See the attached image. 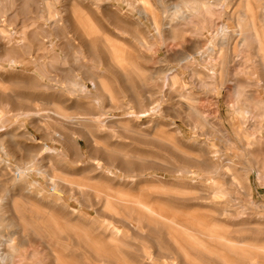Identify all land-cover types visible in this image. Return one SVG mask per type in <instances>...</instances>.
I'll list each match as a JSON object with an SVG mask.
<instances>
[{"label": "bare ground", "instance_id": "1", "mask_svg": "<svg viewBox=\"0 0 264 264\" xmlns=\"http://www.w3.org/2000/svg\"><path fill=\"white\" fill-rule=\"evenodd\" d=\"M224 1L230 2V1H233V0H224ZM235 1L236 2L239 1L240 7L242 9V10H240L241 14L239 15V17L235 16V17H237V23L233 22V23L236 24V26H235L236 29L231 28L224 21L215 20V18L213 17V14L215 12L219 11V10L217 11V9H218L217 7H219V5H218L219 2H217L216 0H192L190 2L186 1L187 5H186L185 13H183V10L180 7V5H175L174 6V5L171 4L173 7H175L176 11L173 13V15L170 16V19H169L168 22H165V20H164L165 23H160L158 21V19H159L158 17H160V16L157 17V15L158 14L160 15L161 12L159 11L160 12L159 13L158 11H156V9H153L154 6H153V8L152 7L150 8L149 7V5H150L149 3H148L149 4L148 6L147 5H143L142 10L140 9V14H145V15L148 14V8L147 7H149L150 9H153V10L156 11V13H152V15H155L158 12V14L155 15L156 16L155 20H153V21H155V23L154 22L153 23L155 25L154 29L156 28L157 32L159 33L158 37L160 38L161 37L160 35H161L163 29L164 30L165 29L168 30L169 32L168 31L167 32L168 33L171 32V34H172V32L176 31L175 29L178 28L177 27L178 25L182 24V26H180L179 28H181V27L183 28L184 26L189 24L188 22H186V19L188 17H190V15L196 14V13L201 11L202 12L201 15H199V14L197 15L199 17L195 16V17H197L199 19H202V21H201L202 22L201 23V29L198 32L195 31V29H196L195 25H196V19L197 18L194 19L195 17L193 15L192 16L194 18L193 17L190 18L191 20H192V18L195 20V21L191 22V25L194 27L193 31H195V33L197 32V34H199V32H200V34L201 35H205V37L207 36L206 34H208V33L213 34L212 41H211L212 45L210 47H208L209 48V52L213 53L215 51V49H218L220 51L218 53L220 67L218 66L219 69L214 71L208 77H210L211 79L213 78V80H215V82H214L215 83L214 84L215 85L214 86V90L215 91H220V90L224 89L225 86L227 85V83L231 82V84H235L237 86L236 87V89H237L236 91H237V94L239 95L241 93V91H242V87L244 86V85L242 86V84H245V83L243 82V79L240 78L239 76H237L236 74H233L232 78H231L230 68L235 62H237L236 59L242 55L241 53L243 52L244 48L252 50L253 51L252 55L257 57L258 64L260 66H262V71H263V73L259 74V75L262 78L261 80L262 81L264 80V12H263V10H264V0H235ZM127 2L129 3V1H127ZM138 2L140 3L141 1H138ZM46 3H45V5L48 7V3L47 4ZM141 3H143V2H141ZM146 3H147V1L145 3H143V4H146ZM161 3H162V1H161ZM52 4L53 3H51V6H52ZM184 4H183V6H184ZM133 5H134V3H133ZM137 5H135V6H137ZM225 5H228V4H225ZM31 6H33V5H31ZM117 7L118 6H116V8ZM29 8H30V6H29ZM155 8H157L156 5H155ZM163 8L166 9L164 6H163ZM167 9H168V7H167ZM175 9L173 8L172 10H175ZM136 11H137V9H136ZM150 11H152V10H150ZM57 12H59V11H57ZM57 12H56V14H57ZM118 12H116V13L120 14ZM231 12L229 13L230 15H231ZM42 13H43V10H42ZM42 13L40 15V18L42 16ZM237 13H236V15H237ZM46 14H48V13H46ZM51 14L53 16V13H51ZM162 14H164V13H162ZM26 15H28V13ZM54 15H55V13H54ZM59 15L60 14H58V17H59ZM73 15L75 16L74 10H73V14L72 15H68V16H71V18L73 19L74 18ZM120 16H122V15H120ZM48 17H47V19H48ZM44 18H46V17H44ZM52 18H49V19H52ZM121 18L123 20V16ZM130 18H131V16H130ZM167 18H169V17H167ZM229 18H231V17L229 15H227L224 19H229ZM57 19H59V18H57ZM68 19L71 20L69 17H68ZM118 19H119V15H118ZM149 19H150V16H149ZM175 19H177L179 21H177V20L175 21ZM199 19H198V22L200 23ZM60 20L58 22H60ZM124 20L126 21V19H124ZM127 20H130V19H127ZM187 20H189V19H187ZM52 21L53 20H51L50 23ZM125 21H124V23L127 22V21L126 22ZM70 22L71 21H69V23ZM36 24L37 23H35V25ZM45 24L43 23V25H44L43 28H45ZM60 24L58 23L56 25H60ZM70 24H72V23H70ZM119 24H121V23H119ZM127 24H128V22H127ZM53 25H51V26H53ZM130 25H133V24L130 23ZM139 25L140 24H138V26ZM146 25H148V23ZM37 26L40 27V25H38V24H37ZM46 26H47V24H46ZM151 26H153V24ZM162 26H163V28H162ZM48 27H47V29H48ZM196 27L198 29V26H196ZM25 28H27V26ZM40 28H42V27H40ZM22 29H24V28H22ZM125 29H126V27H125ZM128 30H130V29L127 28V30H124V31L127 33ZM189 30H187V31H189ZM41 31H43V30H41ZM66 31L64 30V33L66 34L64 36L68 37L69 35L67 36L68 32L66 33ZM122 31H123V29H122ZM21 32L23 33L25 31H21ZM44 32L46 33V29H45ZM130 32H132V31L130 30ZM130 32L128 34H133V33H130ZM190 32H192V31H190ZM48 33H50V30H49ZM58 33L59 34L60 33L64 34L61 31L58 32ZM85 33H86V31H85ZM180 33H179V35H180ZM162 34H164V33H162ZM61 35H59V36H61ZM193 35L195 37V34H192V36ZM149 36H148V40H150L149 38L152 37V36H150V37ZM62 37H60V38H62ZM88 37H87V39H88ZM145 37L146 36H144L143 38H145ZM158 37H156V38H158ZM67 39H66V41H67ZM83 39H84V37H83ZM101 39H100V41H101ZM138 39H140V38H138ZM164 39H165V36H164ZM168 39H171V38H168ZM62 40H63V38H62ZM85 40L86 39H84V41ZM172 40H176V38L172 37ZM66 41H64L65 44L67 43ZM100 41H98V42L95 41V42L96 43H100ZM136 41H137V39H136ZM143 41L144 40H142L141 42H143ZM151 41L152 40H150V42ZM154 41H156V39ZM48 42L50 43V40ZM95 42H91V43H95ZM101 42H103V41H101ZM207 42H208V40H207ZM51 43H53V42H51ZM70 43L71 42H69L68 45H71ZM86 43L89 44L90 42L88 43L87 40H86ZM106 43H108V42L106 41ZM137 43H139V42H137ZM177 43H179V42H177ZM195 43L196 42H194L193 44H195ZM199 43H200V41H199ZM144 44H145V42H144ZM148 44H149V42H147V45H145V46H147V48H148V46H151V44L150 45H148ZM162 44L164 45L163 42H162ZM93 45L92 44L89 45L90 48ZM153 45L155 46L156 44L155 43L152 44V47H150V48H153L154 47ZM186 45H188V44H186ZM94 47H97V45H95ZM108 47L110 48L109 45H108ZM187 47H189V46H187ZM50 48H52V47H50ZM97 48H99V47H97ZM150 48H148V49H150ZM194 48H192L194 50V52H195V50H198V48L196 49L195 46H194ZM182 49H185V47H183ZM110 50H111L110 52H113L114 55H115L113 58L111 57L112 58L111 60L113 62L112 64L114 65L116 71L112 70V68L107 65L108 62L106 63L107 66L105 68H107V67H108V69L111 68V70L117 72L120 77H124V78H126V76L128 78L131 77L132 76L131 72L134 71V70H137V69L135 68L133 70V68H132V69H130V71H131L130 72L129 68H127L123 64L122 54H120L118 52V50L112 49V47H111ZM136 50H138V49H136ZM151 50H153V49H151ZM188 50L190 51V49H188ZM188 50H187V53H186L187 55L189 53ZM185 51H186V49L183 50V53ZM94 52H93V54H94ZM194 52H192V53H194ZM144 53L146 54V51ZM245 53H246V51H245ZM123 55H125V53ZM181 55H182V53H181ZM209 55H211V54H209ZM65 56H67V55L64 54V59H66V58L68 59V57L65 58ZM189 56H190V54L188 55V57ZM201 56H202V54H201ZM248 56L250 57L251 55H248ZM69 57H70V55H69ZM140 57L141 56L139 55V58ZM145 57H143V58H145ZM186 57L187 56H185V57L183 56L181 58V60L184 61ZM96 58H98V57H96ZM161 58H159V59H161ZM254 58L255 57H253V59ZM150 59H152V58L150 57L148 60H150ZM208 59H210V58H208ZM253 59H251L250 62H252ZM102 60H103V58L101 59V61ZM139 60L141 61L142 57ZM238 60L239 61L244 60V57H241V59H238ZM11 61H12V63H11L10 66L13 69V67L15 66L14 65L15 60H11ZM63 61H65V60H63ZM69 61H70V59H69ZM103 61H106V60H103ZM83 62H85V61H83ZM158 62H161V61H158ZM192 62H193V60H192ZM250 62H248V65L250 64ZM64 63H66V61ZM210 63H211V61H210ZM81 64L83 65L82 62H81ZM103 64H105V63H103ZM201 64H203V63H201ZM238 64H240V62ZM52 65H53V63H52ZM57 65H59V64H57ZM73 65H75V63ZM82 65H78V66L82 68ZM248 65H246V66H248ZM67 66H69V64ZM84 66L88 67V66H86V63H85ZM93 67H95V66H93ZM159 67H161V66H159ZM184 67H186V66L184 65L183 68ZM206 67H207V65H206ZM75 68L77 69L78 67L75 65ZM89 68L88 69L86 68V71L92 70L91 68L90 69ZM171 68H173V67H171ZM193 68L194 67L192 66V69ZM251 68H254V67L251 66ZM52 69H53V67H52ZM54 69H56V67ZM142 69L144 71H146V72L148 71L144 67ZM9 70H10V68H9ZM72 70H74V67H72ZM79 70H80V68H79ZM149 70H151V69H149ZM158 70H159V68H158ZM171 70L172 69H169V72H171ZM206 70H207V68H206ZM213 70L214 69H212V71ZM2 71H4V69ZM10 71H12V70H10ZM46 71H47V69H46ZM56 71H54V72L56 73ZM98 71H100V70H98ZM98 71H96V73ZM128 71H129V73H131L130 74L131 76H129ZM207 71H209V70H207ZM240 71H241V69H240ZM52 72H53V70H52ZM93 72H94V70H93ZM172 72L170 73V75L172 74ZM201 72L202 71L200 70V73ZM235 72H237V71H235ZM134 73H135V71L133 72V74ZM244 73H246V72H244ZM58 74H59V72H58ZM67 74L70 75V73H66V74H65V72L63 73V75H66V76H67ZM71 74H72V72H71ZM197 74H198V70H197ZM253 74H255V73H253ZM43 75H46V74H43ZM63 75L61 76L62 78H63ZM86 75L84 74L83 76L85 77ZM88 75H89V73H88ZM150 75H152V74H150ZM150 75L146 74L145 76L148 78V76H150ZM161 75H162V73H161ZM200 75L203 76L202 74H200ZM238 75H239V73H238ZM46 76H47V79H48L49 78L48 77L49 73ZM91 76L89 75V77H91ZM97 76L99 77L100 75H97ZM97 76L92 78L93 81L96 82V83H94V85L96 84L94 86L95 88H96V86L98 84L96 91H99L98 93H100V91H102V92H106L107 91L106 93H107L108 97H111V101H112L111 105L115 106V104H113L114 100H113L112 96H110V93H112L111 89L106 88L107 86L103 85L102 82H100V80H99V78ZM108 77L106 75V78H108ZM135 77L138 78V79L142 78V76H140L138 74V72H136V76L134 75V78ZM153 77H155V75H153L152 78ZM157 77L159 78L160 76H157ZM85 78H87V77H85ZM168 78L171 79L170 76H168ZM192 78H194V77H192ZM251 78H254V77H251ZM50 79L53 81L52 77H50ZM79 79L80 78L79 77L77 78V76H76V78L75 77H73V78L71 77L70 79H67V82H68L67 85H70L71 89L73 91H75V92L79 91L80 93L81 92L84 93L85 89H87V88H85V86H84L85 84L82 83L83 80L82 79L79 80ZM129 79L132 80V78H129ZM146 79H145V81H146ZM1 80H2V78H1ZM1 80H0V99H1L0 101H2V103H9L14 98H16L17 95H12L11 92H9V91H11V87L10 86L7 87V86L3 85ZM143 80H144V78H143ZM207 80H209V79H207ZM20 81L21 80H19V82ZM57 81H58V79L56 80V82ZM201 81H203V79ZM201 81H200V83H201ZM114 82L116 83L115 79H114ZM134 82L135 81H133L131 83H134ZM22 83H24V82H22ZM28 83H29V81H28ZM58 83H60V82L58 81L57 84ZM138 83H139V81H138ZM144 83L147 84L148 82L147 83L144 82ZM255 83L256 82H254V84ZM123 84H124V80H123ZM171 84H172V82H171ZM210 84L211 83H209V86H210ZM257 84L258 83H256L255 85L258 86ZM12 85H13V87H17L16 84H12ZM19 85H21V83H19ZM29 86H30L29 87V89H30L31 88V83H30ZM47 86H49V85H47ZM103 86H105V88ZM127 86H128V84H127ZM129 86L130 87L131 86L134 87V86H136V84L134 83V85L132 84V85H129ZM260 86L262 88L261 90H264V85L260 84L259 88H260ZM165 87H167V86H165ZM43 88H45V86ZM163 88H164V86H163ZM250 88H252V87H250ZM25 89L28 90L27 88H25ZM49 89H51V87ZM64 89H65V87H64ZM107 89H109L110 91L107 90ZM45 90H48L47 87H46ZM250 90H253V89H250ZM22 91H23V88H22ZM133 91H134V93H136L135 90H133ZM170 91H172V89ZM244 91H245V89H244ZM248 91H249V89H248ZM254 91H255V89H254ZM75 92H73V97H76V96H74ZM79 92H77V93H79ZM87 92H85V93H87ZM124 92H125V90H124ZM212 92H213V89H212ZM28 93H30V92H28ZM63 93L64 92L62 91V93H60V94H63ZM90 93H91V91H90ZM250 93H252V92H249V94ZM66 94H65V97H67V95H68V94L67 95ZM104 94H103V96H104ZM125 94H127V93H125ZM98 95H96V97ZM135 95H137V94H134V96ZM205 95H207V94H205ZM245 95H248V94H245ZM63 96H64V94H63ZM60 97H62V95H60ZM165 97H167L166 94H165ZM255 97L258 98V96H255ZM19 98H20V96H19ZM26 98L28 99L27 96H26ZM77 98H79V97H77ZM122 98H124V96ZM122 98L120 97L121 100H123ZM167 98H169V97H167ZM174 98H176V97L174 96ZM192 98H190V99H192ZM50 99H48V100H50ZM85 99H86V102H89V101L91 102L90 99H89V101H87L88 98H85ZM108 99L109 98H107V100ZM130 99H132V97ZM17 100H20V99H17ZM28 100H30V98ZM73 100L75 101V98ZM74 101L72 103H74ZM109 101L110 100H108V102ZM242 101H244V100H242ZM18 102H21V101H18ZM46 102H48V101H46ZM78 102H77V104H78ZM137 102H139V101L137 100ZM137 102L135 101V104ZM72 103H71V109L73 108L72 107ZM99 103L101 104L102 102L100 101ZM61 104L62 103H60V106H62ZM92 104H94V103H92ZM95 104L97 105L98 103H95ZM100 104H98V107L101 106ZM109 104H110V102H109ZM135 104H133V105H135ZM20 105H22V104H20ZM54 105L56 107L55 103H54ZM54 105H52V106H54ZM85 105H86V107H84V108L86 110L89 107L87 106V104H85ZM22 106L20 107L21 109H22ZM43 106H45V105H43ZM47 106H48L47 108H49V106H51V105H49V103H48ZM73 106H75V104ZM105 106H104V108H105ZM112 106L111 107L109 106V107L112 108ZM0 107L2 108L1 105H0ZM76 107H77L76 108L77 110L76 109L75 110L78 113L82 114L84 112V111H81L82 112L81 113L78 110V109H80V107L79 106H76ZM146 107L147 106H145L144 108H146ZM150 107L153 108L154 106H150ZM194 107H193V109H194ZM254 107H253V109H254ZM30 108H32V106H30ZM30 108L27 107V109H30ZM51 108H53V107H51ZM116 108L112 109V111L113 110L116 111L117 110ZM126 108H127V106H126ZM131 108H133V107H131ZM148 108H149V106H148ZM235 108L238 111V112L237 111L236 112L241 115V118L239 120L240 123L237 126H234V131H235V134H236L235 137H237L239 139V141H240V147L239 148L241 149L240 150L241 151V155L237 156V155H234V153H232L233 157L237 156L238 158L235 159V158L232 157V159H227V157L224 154L220 153L221 150L219 151V150H216L215 148H214V150H212L209 147L212 150L211 151L210 149H208L210 151L209 152L205 147H204L205 149L204 148L202 149L203 153H205V154L207 153V155L211 154L210 156L212 157V159L214 158V159H217L219 161V164H218V162L215 163V165L217 164L218 166L217 165L216 166L212 165V163L207 161V158L205 159V156L201 157L202 155L200 156L199 153H198L199 156L197 154L196 155H187V154L181 155V154H177V152L179 153V151H180V147L178 148V146L175 144V140L174 139H171L169 137L166 138L162 134H155L152 137V139L155 142L157 141L159 144L162 143V145L164 147L167 146L168 148H171L173 153H176L177 155H180V156H184L185 162H188L189 165L186 166V167H181V168H176L178 166H176L174 168V163L173 162H172L173 163L172 164L173 168H170L168 165L167 166L165 165L168 162L167 163H161V160H160V162H156L155 161L156 159L154 160V158H153L154 161H150L147 158V156H146L147 154L144 157H141V155H144V154H139V156H137V154L135 152L137 149L135 148V146H134V149H136V150H134L133 148H131V149H133L134 151L133 150H127V148L125 149V148L121 147V144H123V143H121L120 145L118 144V143H120V141L118 143L116 142L118 145L115 144V146L116 145L118 146V148L115 147L117 149H112V150L108 149L110 147L106 146V142L108 141L110 143L109 140L113 137V136L110 137L111 136L110 134L112 133L111 131H110L111 133L108 132L109 136H108L107 133H105L106 136L110 137V138H109V140L107 139V141L105 142V145H104L103 144L104 142L100 141V138L97 137V135L95 136V134H94V132L92 130H89V129L86 130L85 128H83L84 125L86 126L85 123L93 122V123L99 124L100 126H103L102 127L103 130L107 126H108V128L112 127V128H109V129H112L115 132H118L120 135H123V136L128 137V138H136V139H139V140L142 141V139L147 138L148 135H144V133H142L143 131L140 132V130H136V128H134L132 124L129 125V123L134 121V120H136V118L140 119V118L149 117L151 115V113H149L148 111H140V112L138 111L137 116L134 113H128L127 114L128 116H126L127 117L126 119H128V120H126V122H128V123H127V125H122L123 123L121 122L120 118L115 117V115L112 116L111 114H109L110 112L108 113L106 111L104 113L98 114V115L97 114L96 115L92 114V115H94V118L93 117H89V118H93V120H89V119L84 118L83 116L81 117L80 114H79L80 116L74 115L76 111L73 110V109L70 110V111H72L74 114H67L66 112L68 110L67 111L65 110L66 111L65 112L62 108L56 109L53 112L56 117L58 116L61 119H63V122H65V124L67 123L66 125H68V124L69 125L70 124H72V125L73 124H78V127H76V128L73 127L74 129H72V126H70L72 130L71 131L68 130L69 132H64V131H67V130H63L64 128L62 129V128H60L58 126V125L62 124L61 122H58L59 124L56 123L57 121L55 122L56 126H58V128L49 127L48 126L49 127L48 128V133L45 134L46 137L52 136L53 138H51V139H54L55 141H58V142L66 143V145L68 146L67 149L70 152V158H69V155L65 156L66 154L64 153L63 149H62L63 151L60 152L58 148L49 147L46 144L42 147V150L44 151L43 155L46 154V158L48 159V161H46V162H48V164H46V163L42 164V162H41L40 166L38 167V173L42 174V175H45V177H47V182H45V183L44 182L43 183H35V182H33L32 183L31 182L32 180L28 179V178H30V177H28V173H29V170H31L32 167H30L28 165H27V167H25V165L23 166V162H22V164L19 165V168H18L17 171H15V170L12 171L11 170L10 163H9L10 161H7V160H4L3 161L4 162L3 165L0 167V177L7 176L8 179L10 180V182L7 180L9 182V184L12 183V186H9V189L6 190L7 191L6 193H8V195H7L8 199H5V201L0 200V221H6V223H7L6 224V228L8 229V232H9L6 235V237H3V235H2V233L0 231V238H3V239H0V264H16V260L19 261L18 264H171L172 262L169 259H173V258H174L173 264H264V202H257L255 200H253L252 198H250L251 197L250 193L253 194V190L257 189V188L254 189V186H253L254 185L253 184V182H254L253 178L254 177L259 181L260 185H264V183H263V180H264V163L262 161H260L259 158H258L259 156H261V155L258 156V153L260 151L258 149V147L261 144V142L263 141V135L262 134L261 135H259V134L254 135L255 136L254 137L255 141H250L248 139V136H250V134L248 133V129L251 128V129L255 130L256 132H259V131L264 129V101L263 100L258 101L257 105L255 107V110H250V109H252L250 107H249L250 109L249 108H244V106L243 107H239L238 106V108L237 107H235ZM34 109L35 108H33V110ZM82 109H83V106H82ZM94 109H91V110H94ZM157 109L161 110L160 107H157ZM91 110L89 108V111H91ZM146 110H149V109H146ZM159 110H158V112H159ZM162 110L164 111V108ZM171 110H172V108H171ZM92 112H94V111H92ZM100 112H101V110H100ZM154 112H152L153 113L152 115H154ZM160 112H162V111H160ZM174 112L176 113V111H174ZM194 112H195V114H196V116L198 118V122L197 123H199V125H201V126H206V122L207 121L202 115L204 113H200L201 112L200 110L199 111L195 110ZM85 113L87 115V112H85ZM85 113H84V115H85ZM175 113H174V115H175ZM181 114H182V111H181ZM24 115H25L26 119H30L31 120V124L33 126L37 127V129H39L38 127H39L40 120L38 119L39 117L35 114V111L32 112V111L29 110L26 113L24 111ZM89 115H91V112H90ZM40 116H42V118H43L44 115L40 114ZM204 116H206V115H204ZM249 116H253L256 122L254 124L249 125V127H248L247 124H246V119ZM45 118L44 119L46 121H47V119L50 120L47 117H45ZM50 118L52 119V118H54V116H52ZM123 119H125V118H123ZM158 119H160V118H158ZM55 120H57V119H55ZM55 120L53 119L52 121L54 122ZM151 120H150V123L153 122ZM231 120H233V119H231ZM156 121L157 120H155V122ZM210 121H212V120H209L208 123H210ZM248 121H249V119H248ZM14 122H16V120ZM48 122H50V121H48ZM136 122H137V120H136ZM250 122H252V121H250ZM140 123H141V121H140ZM142 123H144V121ZM146 123H148V122H146ZM197 123H196V125H197ZM10 125H11V120L9 118H7V117H4V114L0 111V151L5 156H9V154L11 152V151H9V147L10 146H8V144H10L11 141H14L13 139L17 136V134H16L17 131L15 132V130L13 128L14 125H13V127H12V125L11 126ZM47 125H48V123H47ZM93 125H92V127L94 128ZM169 125H171V124L167 123L165 125V127L169 126ZM218 125L220 126V124H218ZM74 126H76V125H74ZM162 126H164L163 122H162ZM172 126H174V125H172ZM216 126H217V124H216ZM216 126L214 125L215 128H216ZM92 127H90V128H92ZM223 127H224V125H223ZM96 128L97 127L95 125V129ZM207 128H209V127H207ZM43 129L44 128L42 127L41 130H43ZM137 129H139V128H137ZM175 129H176V126H175ZM195 129H196V127H195ZM20 130H22L21 126H20ZM23 130H24V134L31 141L34 142V141L37 140L36 135L32 131H30L29 128L23 127ZM220 130L218 129V131H220ZM145 131L146 130H144V132ZM148 131H151L150 128H149ZM43 132H45V131L43 130ZM51 132H52V134H51ZM136 132H137L138 136L135 135ZM176 132L178 133V130ZM154 133H156V132L154 131ZM96 134H99V133L96 132ZM178 134H180V132ZM198 134L201 135V132H199ZM204 134L205 133H203L202 135H204ZM45 135H43V136H45ZM81 135H85L83 137L88 138V140H87L88 143H93L94 144V146H91V145H89V146L93 147L92 148L93 152L92 151L91 152H92V156L95 158V160H100L101 161V158H104V159L106 158V160H107V162L109 164V167H106L105 169H102L100 164H95V166L92 169L91 168H89V169L85 168V166H86L85 163L86 162L83 164L82 163V158H83V155L87 151H89V149L91 147L89 149L87 148L88 150H86V152L83 154V152L81 151L82 150L81 149L82 148L81 147V141H80V136ZM223 137L224 136H222V138ZM121 139H122V137H121ZM191 139L193 140L191 145H193V143L195 141H194L193 138H191ZM228 139L229 138H227V140ZM149 140H151V139H148V142H150V143L153 142L154 143V141H149ZM199 140L200 139H198V141L195 142V144L200 143ZM116 141H117V139H116ZM128 141H130V140H128ZM224 141H226V139ZM101 142H102L103 146H101V144H100ZM183 142H181V143H183ZM231 142H232V140L230 141V143ZM237 143H239V142H237ZM110 144H114V143H112V141H111ZM127 144L130 145V142L127 143ZM127 144H125V145H127ZM143 144H144V141H143ZM186 144H187V141H186L185 145ZM205 144H203V146ZM131 145L133 146V144H131ZM179 145H181V144H179ZM110 146L112 148L113 145H110ZM159 146H161V145H159ZM44 147H45V150H44ZM167 147L165 149H167ZM216 147L218 148V146H216ZM234 147H236V145ZM195 148H196V145H195ZM221 148H224V146L221 147ZM190 149H192V147ZM261 149H264V148H261ZM66 150H65V152H66ZM188 150H189V148H188ZM225 150H226V148H225ZM225 150H222V152L225 151ZM154 151H155V149H154ZM182 151H183V149H182ZM190 151L193 152L194 150L192 149ZM198 151H200V150L198 149ZM229 152H231V151H229ZM140 153H142V152H140ZM164 154H166V153H164ZM175 155H174V157H175ZM256 156H258V157H256ZM87 157H88V155H87ZM160 157H161V155L159 154V158ZM168 157L170 159L172 158V156L170 157L169 155L167 156V158ZM67 158H69V159H67ZM155 158H157V157H155ZM165 158H166V155H165ZM165 160H167V159H165ZM182 160L183 159H181V161ZM43 162H45V161H43ZM24 163H26V162H24ZM178 163L180 164L181 162H178ZM26 164H28V163H26ZM245 164H248V165H245ZM151 168L152 169H156V171L157 170L158 171L161 170V171H167V173H170V172L177 173L178 176L181 177L180 179L185 180V181H187L188 184H190L191 189H192L193 185H196L200 181H201L200 182L201 185H205V186L208 185L211 188V190L209 189L210 191L208 193V188H207V191H206L205 188H203L202 191L203 190L206 191V195L208 193V197L204 196L203 198H204V201L207 200V201L210 202V204L213 203L214 205L212 204V207L209 209L208 205H206L204 203L205 204V205H203L204 208L203 207L202 208L203 209L208 208L209 210H206L205 212L200 213V214L190 213L189 211L191 209L189 211L188 210H186V211L182 210L184 212H181L179 209H174L173 208V209H169V211H168V210L162 208L161 206H159V202L160 201H162L163 203L166 202V204H171V203H180V204L182 203L183 204L184 203L183 205H185L187 203L186 202L187 199L191 200L192 197L189 196L190 192H188L187 190H183L181 188H179V190H178V188H177L178 184L177 183H175V185H174V186L177 185L176 189L165 190L166 186H164V182H166L167 180L164 181V178L160 177L157 174L151 176V178L146 177L145 176V172L148 169H151ZM221 168H222V171H220ZM91 171H96V174L95 175H93V174L88 175V173H90ZM218 173H220V174L222 173L225 177H228V181H225L224 180L225 178L224 179L222 178L223 180L219 181L220 177L217 176ZM242 174L245 176L244 178L241 177ZM76 175H80V176H82V178H75ZM165 178H168V176L165 177ZM5 179L6 178H4V181H5ZM1 181H2L0 183L1 185L5 184V183H8L7 181H5L4 183H3V180H1ZM177 181H178V183L180 182L178 179H176L175 182H177ZM168 183H166V184H168ZM171 183H172V181H171ZM181 183L182 182H180V184ZM203 183H205V184H203ZM255 185H256V183H255ZM170 186H172V185H170ZM196 186L198 187V189H201L198 185H196ZM168 187H167V189H168ZM194 189H195V186H194ZM198 189L196 188V191ZM132 191H134L136 193H134L132 195L130 193ZM87 192L89 194H92V195L95 196V199H94L93 196H91V197H93L92 199H94L96 202H94V201H93V203L90 202L91 204L86 202L87 200L89 201V199L87 198V200H86V197H85ZM153 193L154 194H159L158 196H165V197H158L157 195H155V197H154ZM240 193L244 195V198L242 197L243 199L240 198V196L239 197L237 196V194H240ZM3 195L5 196V194H3ZM88 195H86V196H88ZM199 195L200 194H198L196 196H199ZM200 197H202V196H200ZM193 198H195V197H193ZM72 200H74L78 204V206L72 207L70 205V202H72ZM90 200H91V198H90ZM219 202L221 203V205H219L220 204ZM217 203H219V204L215 205ZM6 204H10L11 207H12L11 211L13 212V214L11 213L12 215H10V216H6L4 213H1V211H3V209L6 208V207H4ZM127 204H129V205H127ZM180 204H178V205H180ZM189 204L188 205L186 204L188 206V208H189ZM90 206L91 207L93 206V208H94L93 211L96 213V215H95L96 217L92 216L93 218L91 219V221L88 220L89 218H88L86 212L84 211L87 207H90ZM120 206H123V207H120ZM191 206H193V205H191ZM213 206H215V207H213ZM193 207L196 208V206H193ZM195 208H194V211H195ZM200 209H201V207H200ZM14 212H17V214L14 213ZM121 213H126L127 215L123 216ZM101 215L104 216V218L105 217L108 218L107 220L104 221V223H105V231L102 230V226L103 225H100V221H101L100 220V216ZM158 218H160L161 220H159ZM88 221H90L92 223L93 228L89 227L90 224H89ZM120 224H122V226H124V230L122 229L123 227L122 228L119 227ZM155 227L156 228L157 227L160 228V230L158 231L159 240L160 241L164 240V242L167 241L168 244L171 245L170 247L174 248L173 250H174V252L176 254L170 255V253H168L167 251H164L161 248L158 249L157 246H155L158 249V250H155V251H157L156 252L157 254L154 253V255H153L152 253H148L147 250H149V249L146 250V249L143 248L142 251L140 250L141 252H140V256L139 257L137 255L136 256L134 255L135 257H137V258H135L134 263L128 262L127 260H128L129 257L128 258L126 256L124 257L122 254L121 255L123 256V258L122 257L120 258L119 256L118 257L116 256L115 253L119 254L118 251H120V253H121L122 249L125 251V248H123L124 246L122 247V249L119 250V248H121V245H127L128 246V244L129 245L131 244V242L128 243L129 241H126V239L130 236L129 235V231L131 232L130 233L131 237L134 236V238H138V239H142V240H154L155 238H154L153 234L155 232ZM228 227L230 229H227ZM3 228H4V226H2L0 224V230L3 229ZM91 230H92V232H91ZM56 235H61L66 240L67 239H72L74 241V243L81 244L83 249L80 250L81 252H79L77 249L71 248L69 243H67V242H64L61 247L58 246L57 242L54 241V237ZM103 237L109 239V241L105 245L103 243ZM132 239H133V237H132ZM165 244H167V243H165ZM166 246H168V245H166ZM144 247H145V244H144ZM131 250L132 249H130L129 251L132 253ZM125 252L130 253L128 251H125ZM123 254L127 255L126 253H123ZM132 255H133V253H132ZM155 256H157V258ZM129 260L131 261V258Z\"/></svg>", "mask_w": 264, "mask_h": 264}, {"label": "rangeland", "instance_id": "2", "mask_svg": "<svg viewBox=\"0 0 264 264\" xmlns=\"http://www.w3.org/2000/svg\"><path fill=\"white\" fill-rule=\"evenodd\" d=\"M127 1H129V3ZM138 1H141L143 3H145L147 1V3L146 4H143L141 2L139 3ZM138 1L137 0H0V13H1L0 14V80L2 78L1 82L3 83V85H5L7 87H9V86L11 87V91H9V92H11L12 95H17V97L14 98L9 103H2V101H0V105L2 106V108L0 107L1 108L0 111L4 114V117H7V118H9L11 120L12 127L14 125L13 128H14L15 132L17 131V133H16L17 136L13 139L14 141H11L12 144L10 142L9 143L11 145L8 144V146H10L9 147V151H11L10 154H9V156H5L0 151V157H1L0 158V167L3 165V163H4L3 161L4 160H7V161H10L9 163H10L11 170L12 171H14V170L17 171L18 168H19V165L22 164V162H23V166L25 165V167H27V165H28V166L32 167L31 170H29V173H28V177H30L28 179L29 180H32L31 181L32 183L33 182H35V183H43V182L45 183V182H47V177H45V175H42V174H39L38 173V167L40 166V163L41 162H42V164H44V163L48 164V162H46V161H48V159L46 158V154L43 155V152L44 151L42 150V147L46 144L49 147H56V148H58L60 152L64 150V153L66 154L65 156H68L69 155V158H70V152L67 149L68 146L66 145V143H64V142L62 143V142L55 141L54 139H51V138H53L52 136L46 137L45 134L48 133V128L49 127L58 128V126H59L62 129L64 128L63 130H67V131H64V132H69L72 129H74L73 127H75V128L78 127V124H73V125L72 124H70V125L68 124V125H66L67 123L65 124V122H63V119H61L60 117H58V116L56 117L53 112L56 109L62 108L64 111L65 110L66 111L68 110L67 112L65 111L67 114H74L70 110H72V109L75 110L77 108L76 106H79L80 107V109H78L80 112L81 111H84V112L83 113L81 112L82 114H80V113H78L76 111L77 110L76 109L75 110L76 112L74 111L75 112L74 115H78V116L81 115V117L83 116L86 119L93 120L94 115H96V114L97 115L98 114H102V113H104L106 111L108 113L110 112L109 114H111L112 116L115 115V117L120 118L121 119V122L123 123L122 124L120 122L122 125H127L128 122H126V120H128V119H126L127 118L126 116H128L127 115L128 113H134L137 116L138 111L139 112L140 111H148L149 113H151V115L149 117L140 118V119H137L136 118L137 122H136V120H134V121H132L133 123L132 122L129 123V125L132 124L133 127L136 128V130H140V132L143 131L142 133H144V135H148L147 138H144L145 140L142 139V141L139 140V139H136V138H128V137H125L123 135H120L118 132H115L114 130L109 129V128H112V127H109L108 128V126H107L103 130V128H102L103 126H100L99 124L93 123V122L85 123L86 126L84 125L83 128H85L86 130L87 129L92 130L94 132L95 136L97 135V137L100 138V141L104 142L103 143L104 145H105V142L107 141V139L109 140V138L113 136L109 141H110V143L112 141V143H114V144H110L108 141L106 142V146L110 147L108 149H111V150L112 149H117L118 148L117 145L118 144L120 145L121 143H123V144H121V147L122 148H125V149L127 148V150H133L134 149V146H135V148L137 150L136 149H134V150H136L135 152H136L137 156H139V154H144V155H141V157H144L147 154L146 156H147V158L150 161H154L156 159L155 160L156 162H160V160H161V163H167L168 162L165 165L166 166L168 165L170 168H173V165H172L173 163H174V168L176 166H178L176 168H181V167H186V166L189 165L188 162H185L184 156H180V155H177V154H181V155H185V154H187V155H196L197 154L198 155V153H199L200 156L202 155L201 157H204L205 156V159L207 158V161H209L210 163H212V165L216 166L217 164L215 165V163H217V162L219 164V161L217 159H214V158L212 159V157L210 156L211 154L207 155V153L206 154L203 153L202 149L204 147L207 150L210 149V148L212 150H214V148L216 150H219V151L221 150L220 153L221 154H224L227 157V159H232V157H233L232 153H234V155H237V156L238 155H241V151H240L241 149L239 148L240 147V141H239V139L237 137H235L236 134H235V131H234V126H237L240 123L239 120L241 118V115L237 113L238 111H237V109L235 107L238 108V106L239 107H243L244 106V108H249L250 107V108H252V109L249 108L250 110H255V107L257 105V102L260 101V100H263L264 101V90H261L262 89L261 86L259 88V85L260 84H263L264 85V80L262 81L261 80L262 78L259 75V74H262L263 73L262 66H260L258 64L257 57L254 56V55H252L253 54V51L252 50H249L247 48H244L243 49V52L241 53L242 55L236 59L237 62H235L231 66V68H230L231 78H232V75L233 74H236L237 76H239L240 78H242L243 79V82L245 83V84H242L241 83L242 86L243 85L245 86V87L243 86L244 88L242 87L241 93L239 95L237 94V91H236L237 90L236 89L237 86L235 84H231V82L227 83V85L225 86L224 89H222L220 91H215L214 90V86H215L214 85L215 84L214 82H215V80H213V78L211 79L208 76L211 75L214 71L218 70L219 67H220V65H219V58H218V53L220 51L218 49H215V51L213 53H210L209 52V48L208 47H210L212 45L211 41H212L213 34H211V33L206 34L207 35L206 36L207 38L205 37V35H201L200 32H199V34H197V32L201 29V23H202L201 22L202 19L197 18V17H199L197 15L198 14L201 15L202 12L200 11V12H198L196 14H192L194 17L197 16L195 18L192 15H190V17L187 18L189 20L186 19V22H188L189 24L186 25V26L183 25L184 26L183 28L186 31L190 29L187 32L182 27L179 28L180 26H182V24H180V25L177 26L178 28L176 27L177 28V29H175L176 31L172 32V34H171V32L168 33L169 32L168 30H166V29L164 30L163 29L162 33H164V34L161 33V35H160L161 36L160 37L161 39H160L158 37L159 36V33L157 32L156 28L154 29V26H155L154 23H155V21H153V20H155V18H156L155 15H157L159 11L161 13L159 12L160 15L159 14L157 15V17L160 16V17H158L159 18L158 21L160 23H165V22H168L169 21L170 16L173 15V13L176 11L175 7H173L172 5H174V6L175 5H180V7L183 10V13H185L186 5H187L186 4V1L187 2L189 1L190 2L192 0H175V1L174 0H172V1L171 0H158L160 3L157 0H138ZM161 1H162V3H161ZM216 1L219 2L218 3L219 7H217L218 8L217 11L218 10L219 11L218 12H215L213 14V17L215 18V20H217V21H224L231 28L236 29V27H235L236 24L235 23H237V17H235V16H238L239 17V15L241 14V11L240 10H242L241 7H240L239 1L238 2H236L235 0L230 1V2H227V1H224V0H216ZM46 2L48 3V7L45 5ZM51 3H53L52 6H51ZM133 3H134V5H133ZM183 4H184V6H183ZM225 4H228L230 7L228 5H225ZM31 5H33V6H31ZM135 5H137V6H135ZM143 5H147V6L149 5L150 8L151 7L153 8V6H154L153 9H156V11H158L157 14L152 15V13H156V11L153 10V9H150L147 6L146 7L148 8V14H146V15L145 14H140V9L142 10ZM155 5H156L157 8H155ZM29 6H30V8H29ZM116 6H118V7L116 8ZM163 6L166 9H164ZM225 6L226 7L228 6V7L226 8ZM167 7H168L169 10L167 9ZM173 8L175 10H172ZM136 9H137V11H136ZM42 10H43V13H42ZM73 10H74V14H75L76 17L73 15L74 18L72 19L71 16H68V15H72L73 14ZM150 10H152V11H150ZM57 11H59L60 13L57 12ZM56 12H57V14H56ZM116 12H118L120 14H117ZM230 12H231V15L229 14ZM263 12H264V10H263ZM27 13H28V15H26ZM41 13H42V16L40 18ZM46 13H48V14H46ZM51 13H53V16L54 17L52 16ZM54 13H55V15H54ZM162 13H164V14H162ZM236 13H237V15H236ZM58 14H60L59 17H58ZM47 15L48 16L50 15V16L48 17ZM118 15H119V19H118ZM120 15L123 16V20L126 19V21L128 22L129 25L127 24V22L125 20L124 21L126 23H124V21L121 18L122 16H120ZM225 15L226 16L229 15L231 18L224 19L226 17ZM67 16L71 20H69ZM130 16H131V18H130ZM149 16H150V19H149ZM44 17H46V18H44ZM47 17H48V19L49 18H52V17L53 18L48 20ZM167 17H169V18H167ZM191 17H193L194 19L197 18L196 19V25H195V28H196L195 31H197L196 33H195V31H193L194 27L191 25V22L192 21H195V20L193 18L191 20L190 19ZM57 18H59V19H57ZM127 19H130V20H127ZM198 19H199L200 23L198 22ZM51 20H53L52 21L53 23L52 22L50 23ZM59 20H60V22H58ZM164 20H165V22H164ZM176 20L177 19H175V21ZM69 21H71L70 23H72V24H70ZM177 21H179V20H177ZM118 22L121 23V24H119ZM233 22H235V23H233ZM35 23H37L38 25H40V27H42V28L38 27L37 24L35 25ZM43 23L44 24L45 23L47 24V26L45 24V28H43V26H44ZM58 23L59 24L61 23V24L60 25H56ZM130 23H132L133 25H130ZM147 23H148V25H146ZM138 24H140L142 27L140 25L138 26ZM152 24H153V26H151ZM51 25H53V26H51ZM26 26H27V28H25ZM196 26H198V29H197ZM47 27H48V29H47ZM125 27H126V29H125ZM22 28H24L25 30L22 29ZM39 28L41 30H43V31H41ZM121 28L123 29V31H122ZM127 28L130 29L132 32H130V30H128V32L126 33L124 30H127ZM162 28H163V26H162ZM45 29H46V33L44 32ZM49 30H50V33H48ZM59 30L61 32H63V33H64V30L65 31L67 30L66 33L68 32L67 33V36L68 35L69 36L68 37H65L64 36V35H66L65 33L64 34H62V33L59 34L58 33V32H60ZM21 31H25V32L22 33ZM85 31H86L87 34L85 33ZM190 31H192V32H190ZM129 32L130 33H133V34H128ZM179 33H180V35H179ZM192 34H195V37H194V35L192 36ZM59 35H61V36H59ZM149 35L152 36L151 38H149L150 40H152L151 42H150V40H148V36ZM144 36H146V37L143 38ZM164 36H165V39H164ZM60 37H62L63 40ZM83 37H84V39L87 40L88 43L89 42L90 43L87 44L86 43V40L84 41ZM87 37H88V39H87ZM156 37H158V38H156ZM172 37H175L176 40H172ZM138 38H140L141 40L138 39ZM168 38H171V39H168ZM66 39H67V41H66ZM100 39L103 42H101ZM136 39H137V41H136ZM155 39H156V41H154ZM49 40H50V43L48 42ZM97 40L100 41V43H96V42H98ZM142 40H144V41L141 42ZM207 40H208V42H207ZM64 41H66L67 43L65 44ZM68 41L71 42L70 43L71 45H68L69 44ZM106 41L108 43H106ZM199 41H200V43H199ZM51 42H53V43H51ZM91 42H95L96 44L95 43H91ZM137 42H139V43H137ZM144 42H145V44H144ZM147 42H149L148 45L151 44V46H148V48L152 47V44H154V43L156 45L155 46L153 45L154 46L153 48L148 49L147 46H145V45H147ZM162 42L164 43V45L162 44ZM177 42H179L180 44L177 43ZM192 42L193 43L196 42L195 43L196 45L193 44ZM86 44L88 46L91 45V44L92 45L94 44V45L91 46V48H90V46L88 47ZM107 44L110 46V48L108 47ZM186 44H188V45H186ZM192 44L196 47V49L198 48V50H195V52L192 49V48H194V46ZM95 45H97V47H99V48L94 47ZM187 46H189V47H187ZM50 47H52V48H50ZM111 47H112V49L118 50V52L120 54H122L123 64H124V66H126L127 68H129V71L132 68H133V70L135 68L137 69V70H134L135 71L134 74H133L134 71H132V72L130 71L132 74L129 73V71H128L129 76L132 75L131 77H129V78H132V80H130L127 76H126L127 79L124 78V77H120L118 75V73L115 72L116 69H115L114 65L112 64L113 62L111 60L115 55H114L113 52H110L111 51L110 50ZM183 47H185V49H186V51L184 53H183V50H185V49H182ZM136 49H138V50H136ZM151 49H153V50H151ZM188 49H190V51ZM187 50L189 52L188 55L190 54L189 57L186 54L187 53ZM244 50L246 51V53H245ZM143 51L144 52L146 51V54ZM191 51L194 52V53H192ZM93 52H94V54H93ZM124 53H125V55H123ZM181 53H182V55H181ZM64 54L67 55V56H65V58L68 57V59L67 58L64 59ZM201 54H202V56H201ZM209 54H211V55H209ZM69 55H70V57H69ZM139 55L142 57V60L141 61L139 60L141 58V57L139 58ZM248 55H251V56L249 57ZM183 56L184 57L187 56L185 58L186 61L185 60L184 61L181 60V58ZM96 57H98L100 60L98 58H96ZM143 57H145L146 59L143 58ZM150 57L152 59L148 60ZM241 57H244V60L239 61L238 59H241ZM253 57H255V58L253 59ZM102 58H103V60H106V61H103V60L101 61ZM159 58H161V59H159ZM208 58H210V59H208ZM69 59H70V61H69ZM251 59H253L252 62H250ZM11 60H15V62H14V65L15 66L13 67V69L10 66L11 63H12ZM63 60H65L66 63H64L65 61H63ZM192 60H193V62H192ZM83 61H85V62H83ZM158 61H161V62H158ZM210 61H211V63H210ZM81 62L83 63V65L81 64ZM239 62H240V64H238ZM248 62H250L249 65H248ZM52 63H53V65H52ZM74 63L78 67L77 68L78 70L75 68V65H73ZM85 63H86V66H88V67H85L84 66ZM103 63H105V64H103ZM106 63H107V65L109 67L112 68V70H115V71H112L111 68L108 69V67L105 68L107 66ZM201 63H203V64H201ZM57 64H59V65H57ZM68 64H69V66H67ZM70 65L72 67H74V70H72V67ZM78 65H82V68L79 67ZM184 65L186 67L183 68ZM206 65H207V67H206ZM246 65H248V66H246ZM51 66L53 67V69H52ZM93 66H95V67H93ZM159 66H161V67H159ZM192 66L194 67L193 69H192ZM251 66L254 67V68H251ZM55 67H56V69H54ZM89 67L92 70L86 71V68L88 69ZM143 67L146 68V70H148L150 73L148 71L147 72L144 71L142 69ZM157 67L159 68V70H158ZM171 67H173V68H171ZM2 68L4 69V71H2L3 70ZM9 68L12 71H10ZM79 68H80V70H79ZM206 68L210 72L207 71ZM46 69H47V71H46ZM51 69L53 70V72H52ZM149 69H151V70H149ZM169 69H172L171 72L173 71L171 75H170L171 72H169ZM212 69H214V70L212 71ZM240 69H241V71H240ZM56 70L57 71L59 70L58 71L59 74H58V72ZM93 70H94V72H93ZM98 70H100V71H98ZM197 70H198V74H197ZM200 70L203 73L202 72L200 73ZM54 71H56V73ZM96 71H98V72L96 73ZM159 71L162 73V75H161V73ZM235 71H237V72H235ZM64 72H65V74L66 73H70L71 76L69 74H67V76L69 75L68 77L66 75H63ZM71 72H72V74H71ZM87 72L89 73L90 76L91 75L92 76L89 77V75H88ZM136 72H138V74L140 76H142L141 79H138L136 77L134 78V75L136 76ZM244 72H246V73H244ZM48 73H49V76H48L49 78L47 79V76L46 75H48ZM238 73H239V75H238ZM253 73H255V74H253ZM43 74H46V75H43ZM61 74L63 75V78L61 77L62 76ZM84 74L85 75L87 74L85 76L87 78H85L83 76ZM96 74L97 75H100V76L98 77ZM146 74L147 75L152 74V75L148 76V78H147L145 76ZM200 74H202L203 76H201ZM106 75H107V77L109 76L111 79L112 78L113 79L111 80L109 77L106 78ZM153 75H155V77L152 78ZM76 76H77V78L78 77L80 78L79 80H81V79L83 80L82 83L85 84L84 86H85V88H87V89H85L84 93L83 92L80 93L79 91H76L75 92V91H73L71 89V86L70 85H67L68 84L67 79H70L71 77L72 78L73 77L76 78ZM96 76L99 78L100 82H102L103 85L107 86L106 88L111 89L112 93H110V96H112V98L114 100V103L113 104H115V106H112L111 105V103H112L111 97H108V95L106 93L107 91L106 92L100 91V93H98L99 91H96L98 84H97V86L95 88L94 86L96 84L94 85V83H96V82H94L93 79H92V78H94ZM157 76H160V77L158 78ZM168 76H170L171 79H169ZM50 77H52L53 81L50 79ZM192 77H194V78H192ZM251 77H254V78H251ZM56 78L58 79V81L60 83L57 84L58 81L56 82V80H57ZM143 78H144V80H143ZM114 79L116 80V83L118 85L114 82ZM145 79H146V81H145ZM202 79H203V81H201ZM207 79H209V80H207ZM19 80H21L24 83H22L21 81L19 82ZM123 80H124V84L126 83L125 85L123 84ZM28 81H29V83H28ZM133 81H135L134 83L136 84V86H134V87L131 86L130 87L129 85H132V84L134 85V83H131ZM138 81H139V83H138ZM143 81L146 82V83L148 82V83L145 84ZM200 81H201V83H200ZM171 82H172L173 85L171 84ZM254 82L258 83L257 84L258 86H256L255 85L256 83L254 84ZM19 83H21V85H19ZM30 83H31V88L29 89ZM209 83H211L210 86H209ZM12 84H16V86L18 88L17 87H13ZM127 84H128V86H127ZM47 85H49V86H47ZM44 86H45V88H43ZM63 86L65 87V89H64ZM105 86H103V87L105 88ZM163 86H164V88H163ZM165 86H167V87H165ZM46 87H47L48 90H45ZM50 87H51V89H49ZM250 87H252V88H250ZM22 88H23V91H22ZM25 88H27L28 90H26ZM109 89H107V90H109ZM171 89H172V91H170ZM212 89H213V92H212ZM244 89H245V91H244ZM248 89H249V91H248ZM250 89H253V90H250ZM254 89H255V91H254ZM124 90H125V92H124ZM133 90H135L136 93H134ZM62 91L64 92L63 93L64 96H63V94H60V93H62ZM90 91H91V93H90ZM28 92H30V93H28ZM73 92H75L74 93V96H76V97H73ZM77 92H79V93H77ZM85 92H87V93H85ZM249 92H252V93L254 92L253 93L254 95L252 93L249 94ZM102 93L103 94L105 93L104 96H103ZM125 93H127V94H125ZM65 94L67 95V97H65ZM134 94H137V95L134 96ZM165 94L169 98L165 97ZM205 94H207V95H205ZM245 94H248V95H245ZM60 95H62V97L64 99L62 97H60ZM96 95H98L99 97L98 96L96 97ZM173 95L176 98H174ZM19 96H20V98H19ZM26 96L28 97V99L30 98V100H28L26 98ZM123 96H124V98H122ZM130 96L132 97V99H130L131 98ZM255 96H258V98L255 97ZM77 97H79L80 99L77 98ZM120 97L123 100H121ZM74 98H75V101L73 100ZM85 98H88L87 101H89V99H90L91 102L90 101L89 102H86V99ZM107 98H109L108 100H110L109 101L110 104H109ZM190 98H192V99H190ZM17 99H20V100H17ZM48 99H50V100H48ZM137 100L139 102H137ZM242 100H244V101H242ZM18 101H21V102H18ZM46 101H48V102H46ZM73 101H74V103H72ZM100 101L102 102L101 104L99 103ZM135 101L137 102L136 104H135ZM70 102L72 103V107H73L72 109H71V103ZM77 102H78V104H77ZM41 103L43 105H45V106H43ZM48 103H49V105H51V106H49V108H47L48 107L47 106ZM54 103L56 104V107H55ZM60 103H62L61 104L62 106H60ZM92 103H94V104H92ZM95 103L100 104L102 107L100 105H99L100 107H98V104L96 105ZM20 104H22L24 107L22 105H20ZM74 104H75V106H73ZM85 104H87V106L90 108V110L91 109H94V108L95 109L89 111V108L87 107L88 109L85 110V108H84V107H86ZM133 104H135V105H133ZM52 105H54V106H52ZM144 105L147 106V107L144 108L145 107ZM21 106H22V109L20 108ZM30 106H32V108H30ZM82 106H83V109H82ZM104 106H105V108H104ZM109 106L110 107L112 106V108H110ZM126 106H127V108H126ZM148 106H149V108H148ZM150 106H154L155 108L154 107L152 108ZM156 106L157 107H160L161 110L157 109ZM27 107L30 108V109H27ZM51 107H53L54 109L51 108ZM113 107L114 108L117 107L116 108L117 110L116 111L115 110L112 111V109H114ZM131 107H133V108H131ZM193 107H194L195 110H198V111L200 110L201 111L200 113H204L202 115H203V117L207 121L206 122V126H201V125H199V123H197L198 122V118H197V116H196V114L194 112L195 110L193 109ZM253 107H254V109H253ZM33 108H35V109L33 110ZM163 108H164V111L165 112L162 110ZM171 108H172V110H171ZM146 109H149V110H146ZM29 110L32 111V112L35 111V114L39 117L38 118L40 120L39 127H38L39 129H37V127H35V126H33L31 124V120L30 119H26V117L24 115V111L26 113ZM100 110H101V112H100ZM158 110H159V112L160 111H162V112L159 113ZM92 111H94V112H92ZM151 111L152 112L155 111L154 112V115L155 116L152 115L153 113ZM174 111H176V113ZM181 111H182V114L183 115L181 114ZM85 112H87V115H86ZM90 112H91V115L92 114H94V115H92V116L89 115ZM84 113H85L86 116L84 115ZM174 113H175L176 116L174 115ZM40 114L41 115H44L43 118H42V116H40ZM204 115H206V116H204ZM49 116L50 117L54 116V118L51 119ZM45 117L49 118L50 120L47 119V121H46L45 120L46 119ZM89 117H93V118H89ZM123 118H125V119H123ZM158 118H160V119H158ZM53 119L54 120L57 119V120H55L53 122L52 121ZM231 119H233L234 121L231 120ZM248 119H249V121H248ZM13 120L14 121L16 120V122H14ZM150 120L153 121V122L150 123ZM155 120H157V121L159 120V121L158 122L157 121L155 122ZM209 120H212V121H210V123H208ZM48 121H50V122H48ZM140 121H141V123H140ZM143 121H144V123H142ZM250 121H252V122H250ZM55 122L56 123L61 122L62 124L60 123L61 125H58L59 124L58 123L57 124L58 126H56V123ZM146 122H148V123H146ZM162 122H163V125L164 126H162ZM255 122L256 121H255V119H254L253 116H249L246 119V124H247L248 127H249V125L254 124ZM47 123H48V125H47ZM167 123H169L171 125L165 127V125ZM196 123H197V125H196ZM216 124H217V126H216ZM218 124H220V126L221 125L222 126L220 127ZM74 125H76V126H74ZM92 125L94 126V128L92 127ZM95 125L97 127L96 129H95ZM172 125H174V126H172ZM193 125L196 127V129H195V127ZM214 125L216 126V128L214 127ZM223 125H224V127H223ZM20 126H21V129L22 130H20ZM70 126H72V129H71ZM175 126H176V129H175ZM23 127L29 128V130L32 131L36 135L37 140L34 141V142L31 141L24 134ZM42 127L44 128L43 130L45 132H43V130H41ZM90 127H92V128H90ZM207 127H209V128H207ZM137 128H139V129H137ZM149 128H150L151 131H148ZM218 129L219 130L221 129V130L218 131ZM144 130H146V131L144 132ZM177 130H178V133L180 132V134H178L176 132ZM154 131L156 133H154ZM263 131H264V129L261 130V131H259V132H256L255 130H253L251 128L248 129V133L250 134V136H248V139L250 141H255V138H254L255 136L254 135H256V134H259V135L262 134L263 135V141L261 142V144L258 147V149L260 150L259 153H258V156L259 155H261V156H259V157L256 156V157H258L259 160L264 163V158H263L264 157V149H261V148H264V146H263L264 145V132ZM96 132L99 133V134H96ZM108 132L111 133L110 134L111 135L110 137H107L106 134H105V133H107L108 136H109V133ZM199 132H201V135L198 134ZM203 133H205V134L202 135ZM51 134H52V132H51ZM155 134H162L166 138L169 137L171 139H174L175 140V144L178 146V148L180 147L179 153L178 152H177V154L176 153H173L172 152V149L171 148H168L165 144L164 145L167 147V149H165L166 147H164L162 145V143L159 144L157 141L155 142L152 139V137ZM43 135H45V136H43ZM135 135H137V132L135 133ZM221 135L224 136L223 137L224 139L222 138ZM81 136L83 137L85 135H81ZM81 136H80V141H81V147L82 148L81 147L80 148L82 149L81 151L84 154L86 152V150H88L91 146H94V144L93 143H88V141H87L88 138H86V137H83L82 138ZM121 137H122V139H121ZM191 138H193L195 142H197L198 139H200L202 142L199 140L200 143L195 144V142H194L193 145H191L192 142H193V140ZM227 138H229L228 139L229 141L227 140ZM116 139H117V141H116ZM148 139H151L149 141H154V143L153 142L152 143L148 142ZM225 139H226V141H224ZM128 140H130V141H128ZM231 140H232V142L230 143ZM119 141H120V143H118ZM143 141H144V144H143ZM186 141H187V144H186L187 146L185 145ZM102 142L100 143L101 146H103ZM126 142L127 143L130 142V145L127 144ZM181 142H183V143H181ZM237 142H239V143H237ZM202 143L203 144L206 143V144L203 146ZM115 144H117V145L115 146ZM125 144H127V145H125ZM131 144H133V146ZM179 144H181V145L183 144V145L181 146ZM89 145H91V146H89ZM110 145H113L112 148H111ZM159 145H161V146H159ZM195 145H196V148H195ZM235 145H236V147H234ZM190 146L194 150L193 152L190 151V150H192V149H190L191 148ZM216 146H218V148ZM223 146H224V148H221ZM115 147H117V148H115ZM92 148L93 147H91L89 149V151H87L88 153L87 152L85 153L86 155L85 154L83 155V158L84 159L82 158V163L84 164L86 162L85 163V165H86L85 168L86 169H89V168L92 169L95 166V164H100L101 167H102V169H105L106 167H109V164H108L106 158L105 159L104 158H101V161L100 160H95V158L92 156V152H93V149ZM131 148H133V149H131ZM153 148L155 149V151H154ZM188 148H189V150H188ZM225 148H226V150H225ZM182 149H183V151H182ZM198 149L201 152L198 151ZM44 150H45V147H44ZM65 150H66V152H65ZM222 150H225V151L222 152ZM139 151L142 152V153H140ZM229 151H231V152H229ZM163 152L166 153V154H164ZM159 154L161 155L160 158H159ZM87 155H88V157H87ZM165 155H166V158H165ZM168 155L170 157L172 156L171 159L173 161L169 157H168L169 159L167 158ZM174 155H175V157H174ZM237 156L236 157H233V158L237 159L238 158ZM155 157H157V158H155ZM69 158H67V159H69ZM153 158H154V160H153ZM176 158L177 159L179 158L178 159L179 161ZM165 159H167V160H165ZM181 159H183V160L181 161ZM42 160L45 161V162H43ZM24 162H26L28 164H26ZM178 162H181L183 165L181 163L179 164ZM245 165H248V164H245ZM220 171H222V168L220 169ZM170 173H167V171H161V170H159V171L157 170L156 171V169H152L151 168V169H148L145 172V176L151 178V176L157 174L160 177H163L164 178V181L167 180L166 182H164V186H166L165 187V190L176 189L177 185L176 186H174V185H175V183H177L178 184V187H177L178 190H179V188H181L183 190H187L188 192H190L189 193L190 194L189 196L192 197L191 198L192 201L190 199H187V201H186L187 203L185 202L187 205L190 203L189 204V208H188V206L186 204L183 205L184 203L183 204L182 203L181 204L180 203L166 204V202L163 203L162 201L159 202V206H161L162 208H164V209H166L168 211H169V209H173V208L174 209H179L181 212H184L186 210L189 211L191 209L189 212L190 213H195V214L203 213V212H205L206 210H209L212 207V204L213 203L210 204L209 201H207V200L204 201V198H203L204 196L208 197V193L211 190V188L208 185H206L207 187L205 185H201V183H200L201 181H200L196 185H198L201 189H198V187L196 185H193V186L191 185L192 186V189H191L190 184H188L187 181L180 179L181 177H179L177 173H175V172H170ZM91 174L95 175L96 174V171H91L90 173H88V175H91ZM167 176H168V178H165ZM217 176L221 178V179L219 178V181L220 180H223L224 178H225L224 179L225 181H228V177H225L222 173L221 174L218 173ZM3 177L6 178L5 181L8 180L10 182V180L8 179L7 176H3ZM3 177H0L1 178L0 179V183L2 182L1 180H3V183L5 182ZM241 177L244 178L245 176L242 174ZM75 178H82V176L76 175ZM176 179H178L182 183L180 184V182L178 183V181L175 182ZM170 180L172 181V183H171ZM253 181H254L253 182L254 189L255 188H257V189L253 190V194L250 193V196H251L250 198H252L253 200H255L257 202H264V185H260L259 181L255 177L253 178ZM9 182L8 183H5V184H2V185L0 184V187H1L0 188V200H2V201H5V199H8V197H7L8 193H6L7 192L6 190L9 189V186H12V183L9 184ZM166 183H168V184H166ZM255 183H256V185H255ZM263 183H264V180H263ZM203 184H205V183H203ZM170 185H172V186H170ZM194 186H195V189H194ZM167 187H168V189H167ZM196 188L198 189L197 191H196ZM203 188H205L206 191H207V188H208L207 195H206V191H204V190L202 191ZM130 193L133 195L136 192L132 191ZM3 194H5L6 197ZM88 194L89 193L87 192L86 195H88ZM198 194H200V195L199 196H196ZM86 195H85L86 200H87V198L89 199V201L88 200L86 201L87 203L91 204V203H93V201L96 202L94 200L95 199V196L94 195H92V194H89L88 196H86ZM155 195L158 196L159 194H154V197H155ZM91 196H93L94 199H92L93 197H91ZM200 196H202V197H200ZM237 196L238 197L240 196V198H242V197L244 198V195L241 194V193L240 194H237ZM89 197L91 198V200H90ZM158 197H165V196H158ZM193 197H195V198H193ZM204 203L206 205H208L209 209L206 208V207H205L206 209H203L204 208L203 205H205ZM219 203H217L215 205H218ZM178 204H180V205H178ZM70 205L72 207L78 206V204L74 200H72V202H70ZM127 205H129V204H127ZM191 205L196 206V208L193 207V206H191ZM219 205H221V203ZM4 207H6V208H4L3 211H1V213H4L6 216H10V215L13 214V212L11 211L12 207H11L10 204H6ZM120 207H123V206H120ZM200 207H201V209H200ZM213 207H215V206H213ZM92 208H93V206L92 207L90 206V207H87L84 210L86 212L88 218H89L88 220H90V221L96 215V213L93 211L94 208L93 209ZM194 208H195V211H194ZM182 210H184V211H182ZM14 213L17 214V212H14ZM121 214L123 216L127 215L126 213H121ZM107 219H108L107 217L104 218V216H102V215L100 216V220H101L100 221V225H103L102 226V230L103 231H105V223H104V221L107 220ZM158 219L161 220L160 218H158ZM90 221H88L89 224H90L89 227L90 228L91 227L93 228V225H92V223ZM0 224L2 226H4V228L1 229L0 231H1L2 235H3V237H6V235L9 233L8 232V229L6 228V224L7 223H6V221H0ZM119 227H121V228L123 227L122 229L124 230V226H122V224H120ZM227 229H230V228L228 227ZM159 230H160L159 227H157V228L155 227V232L153 234V236L155 238L154 240H142V239L134 238V236H132L133 237V239H132L131 234H130L131 232L129 231V235L130 236L126 239V241H129L128 243L131 242L130 245L132 247L129 244H128V246L127 245H121V248H119V250L122 249V247L124 246L123 248H125V251L130 252L129 250L132 249L131 251H132L133 255H132L131 252L130 253H127V252H125L122 249L123 252L121 251V253H120V251H118L119 254L118 253H115L116 256L117 257L119 256L120 258L121 257L123 258V256L124 257L126 256L127 258L129 257L127 261L130 262V263H134L135 258H137L135 256L137 255L139 257L140 256V252L142 251L143 248L146 249V250L149 249V250H147L148 253H152L153 255H154V253L157 254L156 253L157 251H155V250H158L160 248L162 250L167 251L168 253H170V255L176 254L174 252V250H173L174 248L170 247L171 245H169L167 241L164 242V240H162V241L159 240V234H158V231ZM91 232H92V230H91ZM0 239H3V238H0ZM54 241L57 242V245L60 246V247L63 245L64 242H67V243H69V245H70L71 248L77 249L79 252H81L80 250L83 249V247L81 246V244L74 243V241L72 239H67L66 240L61 235H56L54 237ZM108 241H109L108 238L103 237V243H104V245ZM165 243H167V244H165ZM144 244H145V247H144ZM166 245H168V246H166ZM155 246H157L158 249ZM123 253H126L127 255H125ZM155 257L157 258V256H155ZM130 258H131V261L129 260ZM169 260L172 262L171 264H173L174 258L173 259H169ZM18 263H19V261L16 260V264H18Z\"/></svg>", "mask_w": 264, "mask_h": 264}]
</instances>
